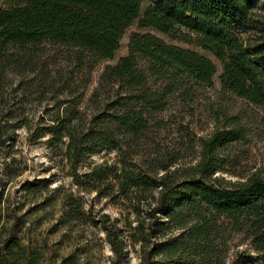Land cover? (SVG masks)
<instances>
[{
  "label": "trees",
  "instance_id": "obj_1",
  "mask_svg": "<svg viewBox=\"0 0 264 264\" xmlns=\"http://www.w3.org/2000/svg\"><path fill=\"white\" fill-rule=\"evenodd\" d=\"M136 22L212 54L222 89L264 112V0H18L0 6V141L18 126L33 142L48 137L76 187L134 216L123 226L101 220L114 262L139 245L138 264H264V176L246 170L237 147L247 128L235 116L193 140L182 136L188 124L173 121L192 116L197 87L214 86L210 58L135 33L87 96L92 73L115 60ZM45 46L69 50L67 67L45 58ZM174 134L182 138L173 144ZM104 151L115 152L112 163L80 170ZM63 206L65 227L90 222L74 194ZM21 210L0 198V264H81L62 237L35 229L33 210Z\"/></svg>",
  "mask_w": 264,
  "mask_h": 264
},
{
  "label": "rangeland",
  "instance_id": "obj_2",
  "mask_svg": "<svg viewBox=\"0 0 264 264\" xmlns=\"http://www.w3.org/2000/svg\"><path fill=\"white\" fill-rule=\"evenodd\" d=\"M18 0H0V6L10 9ZM149 5L145 3L143 10ZM153 34L169 45L178 46L196 51L210 58L217 68L212 88H196L195 102L191 105L194 108L192 116L187 113L178 114L174 122L188 124V131L182 136H191L197 140L201 136L206 137L215 129L230 127L231 118L237 116L239 124L248 130L245 140L237 144L247 152V159L243 163L248 172L258 171L264 176V112L252 105L247 100L235 96L222 89L220 77L223 68L220 62L210 53L204 51L195 43H185L181 40H174L169 36L153 29H140L137 22L131 26L123 35L121 46L116 53L114 61L100 64L91 75V86L87 90V96H91L98 86L99 78L108 65L116 64L122 57L129 54V42L133 34ZM246 34H244V37ZM45 58L57 60L58 65L67 67L62 63L71 53L67 49L58 46H45ZM79 91V90H78ZM81 91V90H80ZM179 110V100L172 102ZM48 103L41 104L36 111H42ZM173 106V107H174ZM189 107V106H188ZM34 112V111H33ZM182 138L180 135H171L168 140L173 144ZM48 137L33 142L26 128L21 126L10 128L0 141V198L10 202L13 207H21V212L33 210L37 221L35 229L46 234L55 232L53 239L63 238L62 246L67 253L76 256L81 264H138L139 245L130 246L126 258L114 262V254L105 238L101 220L108 215L110 220L118 219L120 226L134 222V216L128 211L114 204L110 199L100 198L95 193H86L76 187L69 175L70 166L62 161L59 150L50 147ZM186 143H190L185 139ZM115 152L104 151L100 155L86 160L80 170L86 171L93 163L108 160L112 163L115 160ZM183 163L191 160L189 153L183 154ZM227 180L237 181L238 178L230 175L219 174ZM74 194L79 197L89 215L88 224H73L70 227L62 225L61 218L64 212V199L67 195ZM235 242H232L234 245ZM246 246L237 242L233 250H241Z\"/></svg>",
  "mask_w": 264,
  "mask_h": 264
}]
</instances>
